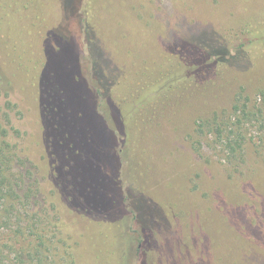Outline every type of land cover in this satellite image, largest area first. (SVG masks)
<instances>
[{"label": "rangeland", "instance_id": "obj_1", "mask_svg": "<svg viewBox=\"0 0 264 264\" xmlns=\"http://www.w3.org/2000/svg\"><path fill=\"white\" fill-rule=\"evenodd\" d=\"M37 1L45 19H33L38 25L32 22L27 5L17 12L18 6L10 0H0V89L17 105L13 124L21 136L14 141L20 163L28 170L26 185L34 189L32 211L41 212L52 230L53 264H264V126L256 121L247 126L242 162L234 166L210 128L201 124L215 115H229L235 101L244 97L251 106H264V57L220 64L206 79L189 82L147 112L132 147V165H125L121 173L124 207L129 209L134 196L136 206H144L147 242L138 244L136 233L127 228L133 215L123 209L109 147L93 143L85 129L79 133L89 140L80 165L84 178L79 192L90 188L85 197L90 209H76L72 201L77 200L58 184L65 178L64 163L55 165L45 143L38 82L43 38L47 28L60 21L61 0ZM261 2L93 0L88 11L94 56L84 38L78 39L76 13L67 24L82 51L81 75L91 83L93 57L116 78L136 61L153 60L172 44L231 14L256 10ZM75 51L72 42L57 57L51 54L49 68H68ZM50 81L59 85L63 97L75 95L70 80L51 77ZM4 100L0 96V103ZM143 101L142 93L130 95L125 112L134 111ZM76 110L68 111V118L75 119ZM77 169L71 166L70 174ZM4 234L0 239L7 237ZM137 246L145 251L140 258Z\"/></svg>", "mask_w": 264, "mask_h": 264}, {"label": "trees", "instance_id": "obj_2", "mask_svg": "<svg viewBox=\"0 0 264 264\" xmlns=\"http://www.w3.org/2000/svg\"><path fill=\"white\" fill-rule=\"evenodd\" d=\"M92 1L61 0L60 21L57 25L48 27L43 38L42 69L38 85L40 107L44 114L42 124L45 143L51 156L56 159L55 165L64 163L65 178L59 181V186L65 189L68 197L77 200L72 202L76 209L82 211L90 209L88 199L85 200L90 188L81 190L83 194H78L79 185L84 178L79 172L82 155L86 152L89 140L109 147L113 178L121 190L123 209L133 215V219L127 222V228L136 233L138 244L144 245L148 232L142 217L144 206L141 203L136 206L134 196L130 205L127 204L129 209H126L121 186L122 169L125 165H132V147L137 142L141 123L152 107L155 108L163 99L184 89L189 82L206 79L218 65H231L243 58L253 62L264 57V2L258 4L256 10L247 8L244 13L239 11L236 16L231 14L209 29L172 44L153 60L136 61L129 71L116 78L105 73L93 57L91 83H88L81 75L78 61L82 51L67 20L76 13L78 39L84 38L87 49L94 56L96 45L92 38L88 11ZM10 2L14 7L18 6L17 12H20L22 5H27L29 16L33 14V23L45 20L37 0ZM26 27L28 28L27 25ZM72 42L77 51L74 52L69 67L50 69L51 54L57 57L64 47H72ZM55 65L61 66V63ZM57 71L63 75H59ZM51 77L70 80L75 95L63 97L59 85L50 81ZM136 93L144 94V101L134 111L125 112L130 95L135 97ZM0 96L5 99L4 103H0V233L7 236L0 239V264H53L50 257L52 230L45 223L41 212L32 211L35 204L34 189L31 184L26 185L28 170L24 169V163H20L22 158L17 141H14L15 137L21 136V131L13 124V110L17 105L1 89ZM249 104L250 99L247 97L236 100L229 115H215L211 120L201 123L208 130L210 128L213 139L226 152L229 163L234 166L242 162V146L247 126L255 121L264 126V106ZM73 109H77L74 113L76 118H68L67 112ZM87 109L91 112H86ZM67 122L71 123L72 131L67 127ZM84 129L90 136L89 140L79 136L80 130ZM71 166L78 168L74 174H70ZM102 173L106 179L105 171ZM135 224L137 227L133 230ZM130 239L134 243L132 235ZM136 252L139 258L142 254L145 255L144 248L137 246ZM11 254L14 257L9 258Z\"/></svg>", "mask_w": 264, "mask_h": 264}]
</instances>
